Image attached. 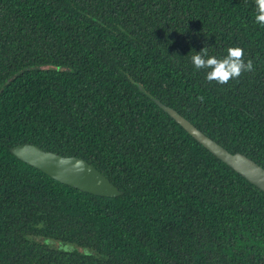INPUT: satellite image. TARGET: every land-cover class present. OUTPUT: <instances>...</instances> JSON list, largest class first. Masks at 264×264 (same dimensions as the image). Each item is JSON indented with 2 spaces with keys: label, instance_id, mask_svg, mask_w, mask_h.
I'll return each instance as SVG.
<instances>
[{
  "label": "trees",
  "instance_id": "trees-1",
  "mask_svg": "<svg viewBox=\"0 0 264 264\" xmlns=\"http://www.w3.org/2000/svg\"><path fill=\"white\" fill-rule=\"evenodd\" d=\"M205 47L255 73L209 83L189 56ZM155 99L264 168L253 0H0V264H264V192ZM26 143L123 194L52 179L11 153Z\"/></svg>",
  "mask_w": 264,
  "mask_h": 264
},
{
  "label": "water",
  "instance_id": "water-1",
  "mask_svg": "<svg viewBox=\"0 0 264 264\" xmlns=\"http://www.w3.org/2000/svg\"><path fill=\"white\" fill-rule=\"evenodd\" d=\"M154 101L219 160L264 192V168L262 166L244 154L231 153L205 135L175 109L157 99ZM11 153L22 162L40 170L52 179L84 193L111 198L123 194L94 165L79 157H65L51 151H45L30 143L11 148Z\"/></svg>",
  "mask_w": 264,
  "mask_h": 264
},
{
  "label": "clouds",
  "instance_id": "clouds-1",
  "mask_svg": "<svg viewBox=\"0 0 264 264\" xmlns=\"http://www.w3.org/2000/svg\"><path fill=\"white\" fill-rule=\"evenodd\" d=\"M254 22L264 28V0H253ZM191 62L197 71H205L206 80L220 86L230 85L246 73H255L256 67L252 59H246L245 51L241 47H229L222 58L210 56L208 48L201 52L193 51L190 55ZM203 102V97H197Z\"/></svg>",
  "mask_w": 264,
  "mask_h": 264
},
{
  "label": "rangeland",
  "instance_id": "rangeland-1",
  "mask_svg": "<svg viewBox=\"0 0 264 264\" xmlns=\"http://www.w3.org/2000/svg\"><path fill=\"white\" fill-rule=\"evenodd\" d=\"M48 243L53 246V248H58V249H71L72 247L70 245H64L62 243H59V242H52V241H48Z\"/></svg>",
  "mask_w": 264,
  "mask_h": 264
}]
</instances>
